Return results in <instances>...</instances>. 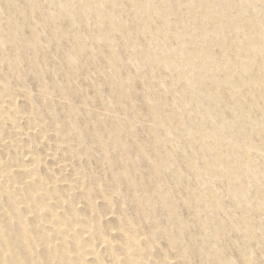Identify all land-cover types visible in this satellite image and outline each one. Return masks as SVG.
Masks as SVG:
<instances>
[{"label": "rangeland", "instance_id": "obj_1", "mask_svg": "<svg viewBox=\"0 0 264 264\" xmlns=\"http://www.w3.org/2000/svg\"><path fill=\"white\" fill-rule=\"evenodd\" d=\"M0 264H264V0H0Z\"/></svg>", "mask_w": 264, "mask_h": 264}]
</instances>
